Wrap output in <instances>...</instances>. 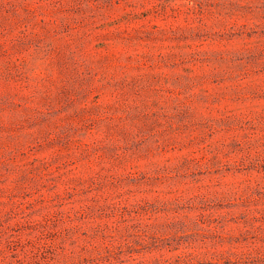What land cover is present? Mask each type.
Wrapping results in <instances>:
<instances>
[{
	"label": "rangeland",
	"instance_id": "rangeland-1",
	"mask_svg": "<svg viewBox=\"0 0 264 264\" xmlns=\"http://www.w3.org/2000/svg\"><path fill=\"white\" fill-rule=\"evenodd\" d=\"M0 264H264V0H0Z\"/></svg>",
	"mask_w": 264,
	"mask_h": 264
}]
</instances>
